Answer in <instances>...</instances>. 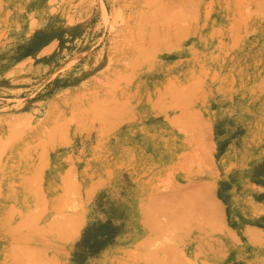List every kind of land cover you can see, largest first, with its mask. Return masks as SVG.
Segmentation results:
<instances>
[{
	"label": "rangeland",
	"instance_id": "obj_1",
	"mask_svg": "<svg viewBox=\"0 0 264 264\" xmlns=\"http://www.w3.org/2000/svg\"><path fill=\"white\" fill-rule=\"evenodd\" d=\"M0 264H264V0H0Z\"/></svg>",
	"mask_w": 264,
	"mask_h": 264
}]
</instances>
